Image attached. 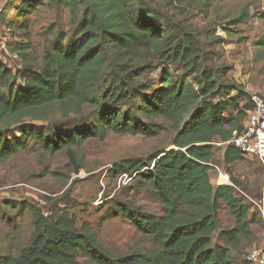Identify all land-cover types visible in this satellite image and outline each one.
Segmentation results:
<instances>
[{"label": "trees", "instance_id": "trees-1", "mask_svg": "<svg viewBox=\"0 0 264 264\" xmlns=\"http://www.w3.org/2000/svg\"><path fill=\"white\" fill-rule=\"evenodd\" d=\"M161 4L14 0L6 7L2 22L13 10L15 22L6 25L23 32L26 41L16 48L24 62L21 68L11 70L0 62V162L29 149L31 143L48 154L69 151L73 162L72 149L103 140L108 133L155 137L161 129L158 121L168 122L175 134L167 148L113 163L109 170L114 178L124 175L149 186L163 206L157 219L118 209L137 232L155 242L157 251L115 258L95 235L78 230L72 221L61 216L45 219L36 212L28 243L16 256H0V264H77L78 253L94 264H233L230 247L242 235L251 236L254 218L248 219L249 208L234 196L241 183L231 178L233 186L214 187L209 178L214 139L227 143L234 132L242 131L248 96L223 79L228 68L215 65L214 52ZM43 6L65 13L66 29L58 30L43 51L41 68L34 69L26 59L31 37L25 17ZM259 17L264 22V12ZM247 21L243 10L225 25ZM229 29L223 30L226 35ZM253 46L256 58L264 56V33ZM157 70L155 84L149 76ZM243 159L226 144L225 166ZM220 201L236 223L218 235L226 245L212 242Z\"/></svg>", "mask_w": 264, "mask_h": 264}, {"label": "rangeland", "instance_id": "rangeland-1", "mask_svg": "<svg viewBox=\"0 0 264 264\" xmlns=\"http://www.w3.org/2000/svg\"><path fill=\"white\" fill-rule=\"evenodd\" d=\"M14 0H0V62L14 70L24 62L17 55V44L24 43L23 32L12 31L6 23L15 22L13 10L2 22V14ZM167 13L182 27L214 52V64L228 68L224 80L236 84L246 93H256L264 98V56L256 58L253 42L264 33V22L259 14L264 12V0H161ZM245 10L248 21L228 27L225 23ZM28 20L31 37L27 63L34 69L42 66L43 51L55 39L59 29H66V14L51 7H39ZM224 28H230L226 35ZM26 63V62H25ZM149 79L155 84L159 70ZM247 104V100L241 105ZM234 115V113H231ZM26 123L39 127L42 122ZM161 124L159 134L147 138L140 135H115L108 133L103 140H89L70 152H44L31 143L5 162H0V256H16L31 236L33 217L38 212L42 218L61 216L74 226L95 235L98 244L112 257L158 250L153 240L136 231L118 209L126 207L140 216L155 219L163 215V206L156 200L149 186H141L127 176H110L113 163L125 159L146 158L167 148L175 131L168 122ZM16 134V133H15ZM15 134L10 135L15 136ZM212 166L226 173L230 179L241 183L234 196L249 208L248 219L251 236L242 235L231 246L233 264H243L249 252L264 247V169L253 157L230 166L223 164L226 145L214 139ZM173 147H169L172 149ZM76 170H78L76 172ZM215 171L209 173L213 185ZM214 186V185H213ZM219 225L212 233V242L226 245L218 239L220 232L236 226L234 218L223 201L219 202ZM77 264H94L78 253Z\"/></svg>", "mask_w": 264, "mask_h": 264}, {"label": "built area", "instance_id": "built-area-1", "mask_svg": "<svg viewBox=\"0 0 264 264\" xmlns=\"http://www.w3.org/2000/svg\"><path fill=\"white\" fill-rule=\"evenodd\" d=\"M248 103L250 108L246 112L242 131L234 132L231 140L226 144H231L243 157L255 158L264 169V98L252 93L248 98ZM212 168L215 171L214 187L233 186L226 173L214 166ZM260 213L264 219V209ZM245 261L248 264H264V247L249 252Z\"/></svg>", "mask_w": 264, "mask_h": 264}, {"label": "crops", "instance_id": "crops-1", "mask_svg": "<svg viewBox=\"0 0 264 264\" xmlns=\"http://www.w3.org/2000/svg\"><path fill=\"white\" fill-rule=\"evenodd\" d=\"M244 92V91H243ZM245 94H247V96H248V98H249V96H250V93H246V92H244ZM252 94V93H251ZM244 123H245V119L242 121V127H243V125H244ZM221 144H224V145H226V143H221ZM225 149V148H224ZM224 152V151H223Z\"/></svg>", "mask_w": 264, "mask_h": 264}, {"label": "bare ground", "instance_id": "bare-ground-1", "mask_svg": "<svg viewBox=\"0 0 264 264\" xmlns=\"http://www.w3.org/2000/svg\"><path fill=\"white\" fill-rule=\"evenodd\" d=\"M232 182V181H231ZM226 187H228V186H226ZM224 188V187H223Z\"/></svg>", "mask_w": 264, "mask_h": 264}, {"label": "clouds", "instance_id": "clouds-1", "mask_svg": "<svg viewBox=\"0 0 264 264\" xmlns=\"http://www.w3.org/2000/svg\"><path fill=\"white\" fill-rule=\"evenodd\" d=\"M260 215H261V213H260ZM262 216V215H261Z\"/></svg>", "mask_w": 264, "mask_h": 264}]
</instances>
